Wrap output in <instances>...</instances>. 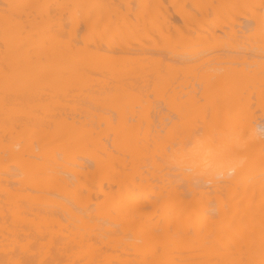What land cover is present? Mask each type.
<instances>
[{"label": "bare ground", "instance_id": "obj_1", "mask_svg": "<svg viewBox=\"0 0 264 264\" xmlns=\"http://www.w3.org/2000/svg\"><path fill=\"white\" fill-rule=\"evenodd\" d=\"M263 119L264 0H0V264H264Z\"/></svg>", "mask_w": 264, "mask_h": 264}, {"label": "rangeland", "instance_id": "obj_2", "mask_svg": "<svg viewBox=\"0 0 264 264\" xmlns=\"http://www.w3.org/2000/svg\"><path fill=\"white\" fill-rule=\"evenodd\" d=\"M211 45H212V44H209V45L205 44V46H201V48L203 49V51L205 50V51L203 52V54H204L205 52H206V53L210 52L209 50H211V47H212L214 44H213L212 46H211ZM216 45H218V46H216ZM221 45H222V44H221ZM221 45H220V44H215L214 47H212V48H213V50H214L215 47H216L217 49H215V50H218V49H222V47L225 46V45H222V47H221ZM227 45H229V44H227ZM230 45H231V44H230ZM230 45H229V46H230ZM233 45H234V44H232L231 46H233ZM192 46H193V47H190V45H189V47H188L189 49H188V50H189L191 53H193V54H194V52L197 53V50L199 51V48H200V47H197V45H194V44H193ZM194 46H195V47H194ZM208 46H209V47L211 46V47L209 48ZM219 46H220L221 48H220ZM231 46H230V50L232 49ZM196 47H197V48H196ZM203 47H204V48H205V47H206V48L208 47V48H207L208 51L206 50V48L204 49ZM225 47H226V49H229V48H227V46H225ZM225 47H224L223 49H225ZM190 48H191V49H190ZM192 48H193V49H192ZM176 49H178V48H176ZM194 49H197V50L195 51ZM223 49H222V51H223ZM191 50H192V51H191ZM177 51H178V50H176V52H175L176 54H178ZM193 51H194V52H193ZM200 51H202V50H200ZM200 51H199V53H200ZM225 51H226V50H225ZM228 51H229V50H228ZM199 53H198V54H199ZM193 54H191V55L193 56ZM200 55H201V53H200ZM249 55H250V57H251V54H250V53L245 54L246 57H248ZM176 56H178V55H176ZM176 56L174 57V60H177V59L179 58V57H178L177 59H175ZM240 56H244V55L241 54ZM250 57H249V58H250ZM179 59H180V58H179ZM179 59H178L176 62H174V63H177L178 66H179L178 61H180ZM189 59H190V58H189ZM189 59H188V60H189ZM191 60H192V59H191ZM177 65H176V66H177ZM193 71H194V70H192V72H193ZM192 72L186 73L188 78H187L185 75H183V73L180 72V75H179V73L176 72V73H175L176 75L174 74V81L176 82V80H177V82H180V83H178V85H177V82H176V83L174 82L175 87H177V89H178V87H179V85H180V88H179V90H180V89H182V87H181V84H182L181 81H182V82H185V79H186V78H187V81H188V80H189V81H190V80L193 81L191 78H194V81H193V82H190V84H189V88H191L192 85H194V87H195V86H196V88L200 87L199 89H201V85L198 83V79H196L195 76H194V75H196V74H195V71L193 72L194 74H193ZM190 73H192V74H190ZM181 74H182V80H179V79L181 78ZM178 75H179L180 77H179ZM188 75H190L191 77L188 76ZM176 76H177L178 78H177ZM183 76H184V78H183ZM193 76H194V77H193ZM175 77H176L177 79H176ZM175 79H176V80H175ZM178 80H179V81H178ZM196 80H197V82H196ZM194 82H195V83H194ZM191 83H192V85H191ZM196 83H197V85H196ZM198 84H199L200 86H198ZM176 85H177V86H176ZM190 85H191V87H190ZM175 87H174V89H175ZM191 89H192V88H191ZM199 89H197V90H199ZM175 91L178 92V96H179V97H178L177 94H176V96H175V100H177V101H175V104H174V106H175V105H176V106H175V107L173 106V111H174L175 113H174V114H171V117L173 118L172 121L174 120V118H175V120H176V118L178 119V116H177L178 114H177V112H176V111H177L176 108H179V107H178V105H179L178 103L186 98V96H185V98H184V95H182V93H180L181 90H180V91L175 90ZM192 91H193V89H192ZM191 93H193V92H190V94H191ZM180 94H181V96H180ZM197 94H198V93H194L195 96H198ZM191 95L194 96L193 94H191ZM177 97L179 98V100H178ZM180 97H183V99L181 98L182 100H180ZM198 97H199V96H198ZM199 98H200V97H199ZM199 98H198V99H199ZM177 102H178V103H177ZM177 104H178V105H177ZM174 109H175V110H174ZM179 110H180V108L178 109V111H179ZM172 113H173V112H172ZM175 122H176V121H173V124H174ZM259 122H264V119H263V120H259ZM176 136H177V137H176ZM180 137H181L180 134H179V135H178V134L174 135V140L176 139V141H173V145H176V146H174V149H175V147H176L175 151H176L177 148L179 147L176 143H179V142H177V141H178V140L180 141V139H178V138H180ZM177 139H178V140H177ZM175 142H176V143H175ZM205 186L209 187V185H205ZM211 186H213V184H212Z\"/></svg>", "mask_w": 264, "mask_h": 264}, {"label": "clouds", "instance_id": "obj_3", "mask_svg": "<svg viewBox=\"0 0 264 264\" xmlns=\"http://www.w3.org/2000/svg\"><path fill=\"white\" fill-rule=\"evenodd\" d=\"M234 170V169H233Z\"/></svg>", "mask_w": 264, "mask_h": 264}]
</instances>
